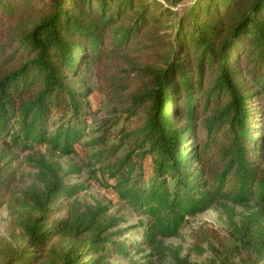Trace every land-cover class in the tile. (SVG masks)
Returning a JSON list of instances; mask_svg holds the SVG:
<instances>
[{"label": "trees", "instance_id": "16d2710c", "mask_svg": "<svg viewBox=\"0 0 264 264\" xmlns=\"http://www.w3.org/2000/svg\"><path fill=\"white\" fill-rule=\"evenodd\" d=\"M89 74L118 116L100 119L84 146L103 165L93 175L148 218L141 245L160 251L187 216L220 201L264 209V0H193L175 13L156 0H0V145L76 154ZM33 178L22 204L34 215L16 219L27 248L10 264H113L128 253L121 219L76 200L82 185L43 161ZM13 189L0 174V206ZM230 226L250 263L264 264L258 216Z\"/></svg>", "mask_w": 264, "mask_h": 264}, {"label": "rangeland", "instance_id": "374dc122", "mask_svg": "<svg viewBox=\"0 0 264 264\" xmlns=\"http://www.w3.org/2000/svg\"><path fill=\"white\" fill-rule=\"evenodd\" d=\"M160 4L168 6L171 11L183 12L193 0H183L169 5L163 0ZM169 20L165 25L169 26ZM89 89V114L84 117L83 130L86 137L76 146V154L63 156L50 149L49 146L35 149L31 154L22 153L10 143L0 145V174H10L13 179V192L10 203L0 206V264H10V259L17 251L27 248L26 237L16 226L18 217L34 215L23 203V191L33 181L38 170V162L52 164L59 167V175L65 185H82L84 189L76 195V200L82 204H101L108 208V215L120 218L118 229H123L119 241L128 245L126 255H114L113 264H179V260L197 264H251L248 252L239 247V243L232 235L230 221L239 225L242 218L255 213L258 221L264 226V209L255 203L246 206H235L231 203L220 201L213 208L194 216H187L175 237L162 239L160 251L150 250L141 245L142 223L148 222L146 216H141L138 211L132 209L128 203L122 202L116 196L110 184L112 181L103 178L93 172L103 165L96 163L93 154L95 149L84 146V143L96 136V129L102 118H113L115 112L105 106L104 98L97 91V83L93 75H88V81L83 89ZM260 85L255 86L259 90ZM264 97V94H262ZM264 108V98L261 100ZM140 124V120L131 121L128 128H134ZM121 127L117 125L116 129ZM120 152L117 157H122ZM114 160H111L112 162ZM147 162H144L145 169ZM132 177L138 175V166ZM222 202V203H221ZM61 206L66 202L60 199ZM60 204L57 206L59 207ZM65 215V211L56 213L54 218ZM141 228V229H140Z\"/></svg>", "mask_w": 264, "mask_h": 264}]
</instances>
